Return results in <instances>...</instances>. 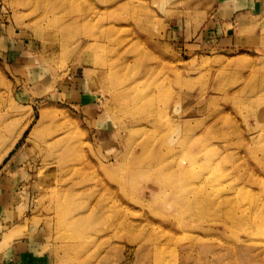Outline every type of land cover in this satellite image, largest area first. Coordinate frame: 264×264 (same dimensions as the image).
<instances>
[{
    "label": "rangeland",
    "instance_id": "374dc122",
    "mask_svg": "<svg viewBox=\"0 0 264 264\" xmlns=\"http://www.w3.org/2000/svg\"><path fill=\"white\" fill-rule=\"evenodd\" d=\"M239 8L0 0V264H264V12Z\"/></svg>",
    "mask_w": 264,
    "mask_h": 264
},
{
    "label": "crops",
    "instance_id": "0c3cea01",
    "mask_svg": "<svg viewBox=\"0 0 264 264\" xmlns=\"http://www.w3.org/2000/svg\"><path fill=\"white\" fill-rule=\"evenodd\" d=\"M258 0H237L239 3V7L241 6V11L236 13V18L239 21V24L242 25L244 23L245 17L248 16H253V14H256L258 11H263L264 12V0H259L260 2H256ZM12 188L10 187H1L0 188V210L4 207V201H5V195L9 196L13 191L10 190ZM11 192V193H9ZM27 244L21 243L18 246H15L11 251L10 254L12 255L13 258H22L25 254L26 251L30 250L27 248Z\"/></svg>",
    "mask_w": 264,
    "mask_h": 264
}]
</instances>
